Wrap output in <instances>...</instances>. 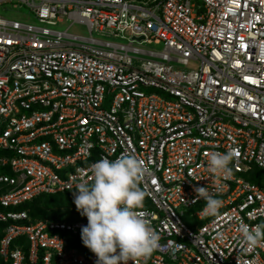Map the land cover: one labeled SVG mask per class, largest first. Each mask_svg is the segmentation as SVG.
<instances>
[{
    "label": "built area",
    "instance_id": "built-area-1",
    "mask_svg": "<svg viewBox=\"0 0 264 264\" xmlns=\"http://www.w3.org/2000/svg\"><path fill=\"white\" fill-rule=\"evenodd\" d=\"M18 1L38 23L0 16V264H96L69 244L87 219L33 220L24 205L74 196L93 163L121 154L145 162L141 210L160 236L135 264H264V246L237 240L241 222L264 221L250 175L264 170V0ZM228 150L234 174L214 181L206 154ZM199 187L223 206L192 228Z\"/></svg>",
    "mask_w": 264,
    "mask_h": 264
},
{
    "label": "clouds",
    "instance_id": "clouds-1",
    "mask_svg": "<svg viewBox=\"0 0 264 264\" xmlns=\"http://www.w3.org/2000/svg\"><path fill=\"white\" fill-rule=\"evenodd\" d=\"M207 168L214 181L232 178L238 153L206 154ZM147 172L143 160L121 154L115 160L102 158L90 166V176L76 186L74 204L87 225L81 228V239L97 257L96 264H132L149 258L160 247V236L146 218L144 201L147 192L140 186ZM90 181V183H89ZM219 195L221 188L214 184ZM197 198L205 201L202 214L215 218L223 206L221 199L207 188H196ZM240 249L251 252L264 246V224L249 226L241 222L237 229ZM222 238L223 234H218Z\"/></svg>",
    "mask_w": 264,
    "mask_h": 264
},
{
    "label": "rangeland",
    "instance_id": "rangeland-1",
    "mask_svg": "<svg viewBox=\"0 0 264 264\" xmlns=\"http://www.w3.org/2000/svg\"><path fill=\"white\" fill-rule=\"evenodd\" d=\"M0 16L19 20L26 23H33V24L38 23L31 9L28 6L21 4L18 0H11L6 3H0ZM55 28L60 30H64L68 28L71 33L85 35V36L89 35L88 29L85 25L72 23L70 21H64L63 23L58 24ZM149 47H155L156 49H160L161 45L149 46ZM197 65H198L197 63H191L192 68L196 67ZM250 175H252V179L256 178L257 176L261 177L262 183H264L263 169L254 168V170L252 171V173H250ZM73 201L74 200H66L63 202H57L54 209L46 210L47 217L54 220L55 219L69 220V221L86 220L87 218L82 217L80 213L77 211ZM204 206H205V202H200L192 208L185 209L184 220L189 224L190 227L197 228V226L201 225L204 222L198 220L197 217L195 216L196 211L203 208ZM262 224H264V221H262Z\"/></svg>",
    "mask_w": 264,
    "mask_h": 264
},
{
    "label": "trees",
    "instance_id": "trees-1",
    "mask_svg": "<svg viewBox=\"0 0 264 264\" xmlns=\"http://www.w3.org/2000/svg\"><path fill=\"white\" fill-rule=\"evenodd\" d=\"M257 183H262L261 177L253 178ZM66 200H74V196L70 195L69 193H60V194H53V195H41L38 198L30 201L24 205V208L28 209L30 215L33 220L38 219H50L47 217L46 210L47 209H54L57 202H63ZM59 220V219H55ZM77 239H81V236L72 237L69 244L70 245H77Z\"/></svg>",
    "mask_w": 264,
    "mask_h": 264
}]
</instances>
